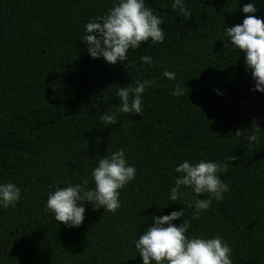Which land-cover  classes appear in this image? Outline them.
<instances>
[{
  "label": "trees",
  "instance_id": "16d2710c",
  "mask_svg": "<svg viewBox=\"0 0 264 264\" xmlns=\"http://www.w3.org/2000/svg\"><path fill=\"white\" fill-rule=\"evenodd\" d=\"M172 2L146 0L165 40L129 49L126 68L90 58L80 41L83 25L113 0H0V182L21 191L15 207L0 209V264H142L133 240L150 217L184 207L167 200L174 168L201 159L228 165L220 179L229 191L187 235L222 237L232 264H264V93L250 90L244 54L225 47L224 36L249 2L264 21V0H184L190 17ZM145 55L151 65L141 64ZM144 79L156 86L145 89L141 116L121 113L104 128L99 117L118 104L117 87ZM176 84L181 97L170 95ZM256 126L258 140L249 143ZM117 149L137 174L120 190L115 214L85 204L82 224L67 228L43 211L55 187L83 179L92 187V168Z\"/></svg>",
  "mask_w": 264,
  "mask_h": 264
},
{
  "label": "clouds",
  "instance_id": "9594fccd",
  "mask_svg": "<svg viewBox=\"0 0 264 264\" xmlns=\"http://www.w3.org/2000/svg\"><path fill=\"white\" fill-rule=\"evenodd\" d=\"M146 0H113L112 6L102 15L89 19L83 25L80 41L84 43L87 54L92 59L103 60L115 65L127 61L129 49L140 48L141 42L153 45L163 43L164 30L161 27V17L154 14V10L146 6ZM172 9L184 17H190L191 11L185 7L184 0H173ZM240 11L248 14L242 23L227 27L224 36L228 43L244 54L246 73H250L253 84L252 91L264 93V21L253 15L257 12L255 3L243 5ZM141 64L151 65V55L140 57ZM168 80H175L176 73L164 71ZM156 86L154 79L135 81V86L117 87L115 92L118 104L100 115V122L108 128L117 123L119 114H136L143 112L142 95L146 88ZM184 89L176 84L170 95L181 97ZM259 127H255L253 134L245 139L249 143L257 142ZM234 136H241L237 130ZM235 157H232V161ZM228 169V165L201 159L190 164L187 160L174 168L179 175L174 178L173 185L168 190L167 200L179 202L184 207L171 211L167 215L150 217L152 223L143 233L133 240L134 248L141 258L142 264H232V249L220 236L204 238L189 236L187 233L192 220L207 211L213 202L220 201L229 191V186L220 176ZM137 174L134 165H129L124 149L110 152L97 161L92 168L89 180L83 179L79 183H69L64 187H55L49 192L43 211L52 216L55 222L62 223L67 228L79 227L84 220L85 204L93 210L103 209L115 214L121 207L120 190L131 182ZM191 189L195 197L187 198V193L181 189ZM207 197L200 199V196ZM21 197L20 188L11 182H0V209L15 207ZM191 210L181 223L173 221L185 217V211Z\"/></svg>",
  "mask_w": 264,
  "mask_h": 264
}]
</instances>
